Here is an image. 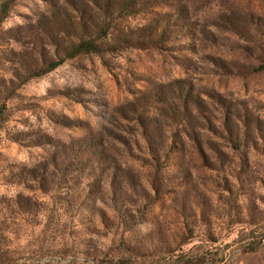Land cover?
<instances>
[{
    "label": "rangeland",
    "instance_id": "rangeland-1",
    "mask_svg": "<svg viewBox=\"0 0 264 264\" xmlns=\"http://www.w3.org/2000/svg\"><path fill=\"white\" fill-rule=\"evenodd\" d=\"M74 1L0 26L12 264H264V0H143L125 23L154 46L46 72Z\"/></svg>",
    "mask_w": 264,
    "mask_h": 264
},
{
    "label": "trees",
    "instance_id": "trees-1",
    "mask_svg": "<svg viewBox=\"0 0 264 264\" xmlns=\"http://www.w3.org/2000/svg\"><path fill=\"white\" fill-rule=\"evenodd\" d=\"M17 0L0 1V26L9 16L11 6ZM143 0H77L74 1V31H65L71 44L64 49L63 56L50 61L46 72H51L66 60L80 55H113L133 48H148L141 33L142 28L132 27L125 19L138 11ZM160 28L158 23H149L148 31L154 36ZM141 32V33H140ZM149 34V36H150ZM147 36V35H145ZM143 37V38H142ZM1 130V128H0ZM264 239V238H263ZM255 250V249H253ZM0 264H12L9 249L0 243Z\"/></svg>",
    "mask_w": 264,
    "mask_h": 264
}]
</instances>
